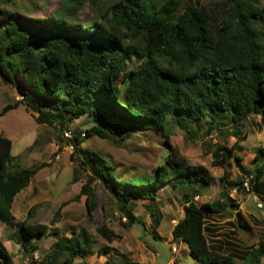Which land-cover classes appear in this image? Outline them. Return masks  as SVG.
<instances>
[{
  "label": "trees",
  "instance_id": "1",
  "mask_svg": "<svg viewBox=\"0 0 264 264\" xmlns=\"http://www.w3.org/2000/svg\"><path fill=\"white\" fill-rule=\"evenodd\" d=\"M11 2L0 0V79L17 89L21 99L0 110V118L24 103L38 113V123L66 131L90 115L100 124L75 131L68 139L77 153L89 137L126 140L146 130L161 134L168 147L153 174L133 177L118 174L114 164L95 152L84 153L77 163L90 177L76 199L87 196L88 214L97 206L91 188L97 179L119 202L127 229L139 223L132 205L156 200L160 186L168 182L182 191L184 202V218L175 225L173 239L187 243L198 264H236V257L241 264H262L264 239L246 256L225 254L209 243L212 229L207 221L230 206L236 209L238 227L252 230L229 196L233 189H245L246 181H231L226 165L234 159L246 172L240 155L248 137L243 127L254 115L264 123V6L257 0H109L100 19L82 23L79 13L96 0H60L47 18L30 17L12 9ZM48 4L40 6L46 11ZM134 57L144 63L129 68ZM205 117L210 129L234 139L231 146L217 145L212 160L213 166L224 168L221 181L229 206L225 200L198 204L196 197L211 186L213 175L206 166L189 163L170 141L174 126L196 138L193 126ZM227 124L230 131L222 129ZM12 146L0 133V220L9 223L15 220V197L45 166L22 167ZM255 160L260 165L246 172L249 192H263L264 146L256 149ZM67 204L58 209L52 225ZM97 231L110 243L120 238L105 223ZM46 236L57 239L36 260L39 246L33 241ZM9 238L32 254L33 264H76L77 258L94 254L86 228L66 235L56 227L25 221ZM111 251L103 246L97 253ZM0 264H13L1 238Z\"/></svg>",
  "mask_w": 264,
  "mask_h": 264
},
{
  "label": "rangeland",
  "instance_id": "2",
  "mask_svg": "<svg viewBox=\"0 0 264 264\" xmlns=\"http://www.w3.org/2000/svg\"><path fill=\"white\" fill-rule=\"evenodd\" d=\"M48 1L46 11L42 5ZM109 0H96L87 3L79 13V21L88 23L100 19L101 13ZM202 4L211 1L199 0ZM264 6V0H257ZM60 0H12L9 4L12 9H18L30 17L47 18L51 11L59 6ZM144 60L134 57L128 63L129 68L138 67ZM21 99L17 89L5 85L0 79V110L8 104H14ZM45 111L49 109L45 107ZM38 113L28 109L24 103L11 110L0 118V133L12 140V155L20 162L22 167L31 168L45 164L32 179L30 185L22 190L13 205L14 222L0 220V237L12 254L14 264H33L32 254L24 251L22 245L12 242L9 235L23 222L44 223L49 227H56L60 234L71 235L78 233L81 228H86L91 238V246L96 253H91L87 259L77 264H198L192 256L187 243L173 239L175 225L184 218V202L182 191L173 189L168 182L160 186L156 200H138L132 205L133 212L139 220L131 228H125L127 217L120 209L117 199L97 179L91 184L95 192L97 206L92 215L88 214L87 196L80 194L83 186L89 181L90 172L80 168L77 163L82 160L84 153L95 152L117 167L118 174L124 177L145 176L155 172L168 153L164 137L154 130H146L132 135L126 140H115L93 136L87 138L79 145V153L75 147H70V141L65 131L60 127L38 123ZM210 118L205 117L193 127L197 131L196 138L192 139L188 133L178 126H174L170 136L171 143L180 154L185 156L193 165L206 166L213 180L211 186L205 189L201 196H197L198 204L206 201H223L231 205L223 196L224 187L221 177L224 168L213 166V152L217 145L231 146L234 139L228 132L209 128ZM90 115L81 117L72 122L68 129L71 133L82 130L95 124ZM224 131L232 127L227 124L222 126ZM243 132L248 134L242 142V165L246 172H252L260 165L255 160L256 149L264 146V123L261 116H252L243 127ZM84 136V135H83ZM114 137L120 138L118 135ZM74 146V145H73ZM59 155L60 159H57ZM231 181L243 178L245 189H233L229 196L234 203L239 205L245 221L252 228L251 231L238 227L235 207H228V211L218 214L207 221L212 232H208L209 243L219 251L234 256H246L251 248L264 239V178L263 192H249V176L241 170L233 159L226 165ZM76 199V200H74ZM60 218L55 225L52 220L64 202ZM33 209V216L29 212ZM105 223L109 228L120 235L113 242H108L98 231L97 227ZM55 236L38 238L33 243L39 246V256L45 254ZM109 246V254L99 256L98 249ZM18 254V257L16 256ZM17 257V258H16ZM34 257V254H33ZM236 264H241L239 258L234 259ZM264 264V259L262 261Z\"/></svg>",
  "mask_w": 264,
  "mask_h": 264
},
{
  "label": "built area",
  "instance_id": "3",
  "mask_svg": "<svg viewBox=\"0 0 264 264\" xmlns=\"http://www.w3.org/2000/svg\"><path fill=\"white\" fill-rule=\"evenodd\" d=\"M65 135L67 136L68 139H71L73 137V133H71L70 131L66 130L65 131ZM84 135V134H83ZM71 148H74L73 144H70ZM57 159H60L59 155L57 156ZM249 185V184H248ZM247 190L249 191V186L247 187ZM34 259L39 260L40 256L39 254L36 252L34 253Z\"/></svg>",
  "mask_w": 264,
  "mask_h": 264
},
{
  "label": "crops",
  "instance_id": "4",
  "mask_svg": "<svg viewBox=\"0 0 264 264\" xmlns=\"http://www.w3.org/2000/svg\"><path fill=\"white\" fill-rule=\"evenodd\" d=\"M22 192V191H21ZM19 194V193H18ZM16 198V197H15ZM14 203H15V199H14V202H13V205H14ZM12 213H13V206H12ZM14 214V213H13ZM15 216V215H14ZM16 221V217H15V220H14V222ZM1 238V237H0ZM3 242V241H2ZM12 242H14V241H12ZM3 244H4V242H3ZM4 246L6 247V245L4 244ZM6 249H7V247H6ZM8 250V249H7ZM8 252H9V250H8ZM10 253V252H9ZM96 253H94V254H92V256L93 255H95ZM10 255H11V260H12V254L10 253ZM88 255H90V254H88ZM88 255L85 257V259H82L81 258V262H83L84 260H86L87 259V257H88ZM16 256L18 257V254H16ZM100 256V255H99ZM16 257V258H17ZM12 263H13V261H12ZM14 264V263H13ZM27 264H29V263H27ZM77 264V263H76Z\"/></svg>",
  "mask_w": 264,
  "mask_h": 264
}]
</instances>
